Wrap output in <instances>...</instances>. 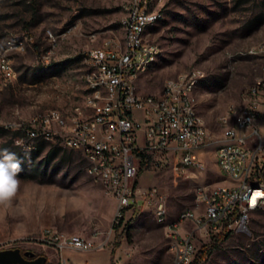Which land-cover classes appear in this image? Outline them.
<instances>
[{
	"label": "rangeland",
	"instance_id": "374dc122",
	"mask_svg": "<svg viewBox=\"0 0 264 264\" xmlns=\"http://www.w3.org/2000/svg\"><path fill=\"white\" fill-rule=\"evenodd\" d=\"M130 1L0 0V47L25 32L34 37L26 52L13 56L17 81L0 91V150L17 145L18 135L7 128L12 121L51 108L84 114L87 51L108 38L123 42L121 20ZM161 10L149 35L161 53L140 80L139 91L159 94L166 79L199 69L203 77L195 78V98L209 132L200 154L203 166L191 167L193 173L176 179L171 165H153L140 175L143 189L159 187L168 219L173 220L197 206L198 187L225 182L216 148L226 126L235 120L231 109L240 114L242 92L264 73V53L259 50L264 44V0H162ZM47 30L67 34L43 61L49 49ZM34 144L33 150L42 147L36 163L43 161L44 179L19 177L16 196L0 207V250H32L52 264H63L61 252L41 240L44 229L89 237L97 228L107 236L117 201L87 174L81 152L44 139ZM56 146L61 150L51 159ZM137 210L131 237L123 229L114 232L110 246L120 251L117 256V249L112 251L109 264H173L164 224L151 207ZM134 211L129 210L126 221ZM195 242L198 253L207 249L200 264H264V211L252 213L249 232H232L225 239L197 235Z\"/></svg>",
	"mask_w": 264,
	"mask_h": 264
},
{
	"label": "built area",
	"instance_id": "2783aa9c",
	"mask_svg": "<svg viewBox=\"0 0 264 264\" xmlns=\"http://www.w3.org/2000/svg\"><path fill=\"white\" fill-rule=\"evenodd\" d=\"M161 3L158 0V7H150L149 0L133 1L121 20L123 42L108 38L101 48L87 53L89 67H94L106 84L104 99L92 102L84 114L52 112L23 125L8 126L26 132V139L15 140L20 147L28 148V141L40 140V136H53L55 144L82 151L85 162L92 163L95 180H103V188L117 201L108 235L99 241L103 233L97 228L90 238L44 229L41 240L59 251L109 247V235L123 227L132 207H151L164 224L173 264H193L197 235L249 232L252 213L264 211V78L242 92L244 116L231 109L235 120L222 132L224 147L216 148V159L224 183L197 189V206L184 209L173 220L168 219L166 198L159 187L140 186L141 170L148 171L153 165L158 169L171 165L176 179L193 173L191 167L203 166L200 154L209 142L208 128L195 126L186 96L189 81L203 77L199 69L190 70L186 80L166 79L159 94L139 91L144 60L160 51L157 43L140 37V28L162 17ZM27 34L0 47V91L17 81L7 67V58L9 49L23 53L20 40ZM48 43L50 47L54 39ZM42 59L49 60L48 50ZM94 84L97 87V82ZM47 117H54L55 125H47ZM56 119H63V126H56ZM227 120L224 118V123ZM240 167H247V174H240ZM234 178H241L240 189H233Z\"/></svg>",
	"mask_w": 264,
	"mask_h": 264
},
{
	"label": "bare ground",
	"instance_id": "6f19581e",
	"mask_svg": "<svg viewBox=\"0 0 264 264\" xmlns=\"http://www.w3.org/2000/svg\"><path fill=\"white\" fill-rule=\"evenodd\" d=\"M133 1L135 0H131L128 6H131ZM149 4H150V7H158V0H149ZM160 18L161 17L155 18L153 19L152 22L147 23L146 25H142V27L140 28V37H144L145 41H151L149 39L150 29L159 22ZM46 34H47L48 41H52V39H54V44H52L48 49V58H49L53 54L54 50L57 48L59 42L65 38L67 32H63L61 34H55L52 31H49ZM33 43H34V37L29 36V34L25 35V37L21 38L20 40V50H22L23 53L26 52ZM101 47H98V48H101ZM98 48H91L87 51V53H92L98 50ZM259 50L260 52L264 53V44L260 47ZM16 53H19L16 49H9V57L7 58V67H10V70L12 72V77L14 78V80H17V71L14 67V58H13L14 54ZM160 53H161V49L159 52L151 53L150 57H147V59L144 60V68H142V76L148 73L150 68L157 61ZM85 62H86V71L84 74L85 85H86L87 93L93 94V95H90V97H86V104L90 110L92 108V102H97V100L104 99V97L106 96V84L104 83V81H100V73L96 71L94 67H89V61H87V57L85 58ZM188 76H189V73H180L177 76H175L174 79L186 80V77ZM262 78H264V73L262 75ZM95 82H97V87H96V84H94ZM196 90H197L196 79H191L188 85H186V96H188V100L190 101L192 105V115L194 117L195 126L207 128L206 122L198 110V105H197L196 98H195ZM243 92H246V88ZM52 112H62V111L60 109H55V108L47 109L43 113L36 114L27 120L12 121L8 123L7 128L13 132L19 133L20 138L17 140L26 139L25 131H17V127H8V126L23 125L26 122L35 121V119L44 117V114H51ZM238 116H244V108H241L240 114ZM47 125H55V118L47 117ZM56 126H63V119H56ZM40 139L55 142V137L53 136H40ZM34 143L35 141H28V148H25V147L23 148L25 150H33L36 147ZM223 147H224V140H220V144L217 148H223ZM79 152L82 153V151H79ZM86 170H87V174L95 182L100 183L103 186V180H95L94 178V171L92 170V163H87ZM240 174H247V167H240ZM201 187H209V186H201ZM201 187H198V189H201ZM240 188H241V178H234L233 189H240ZM47 229H50V228H47Z\"/></svg>",
	"mask_w": 264,
	"mask_h": 264
},
{
	"label": "trees",
	"instance_id": "16d2710c",
	"mask_svg": "<svg viewBox=\"0 0 264 264\" xmlns=\"http://www.w3.org/2000/svg\"><path fill=\"white\" fill-rule=\"evenodd\" d=\"M1 129L4 130L3 127H1ZM18 135L17 139L20 138L19 133L14 132ZM16 139V140H17ZM18 142V141H16ZM40 146V145H39ZM3 149H8L11 152L16 153L17 157L22 161V171L19 173V177L22 178H28V179H44V170L42 167L43 161H40L39 163H36V160L38 159V157L40 156V152L41 149H35L33 151H29V150H25L23 147H20L18 144L15 145L12 148H9L8 146L3 147L1 150ZM61 150L60 147L56 146L53 147L51 149V154H50V158L52 159L53 157H55V155ZM143 173V170H141V173ZM137 214H139L138 210L134 211V214L132 216V218L128 221H126L123 225V230L124 232L127 234L128 237H131V226H132V222L133 220H135ZM229 235V233L226 234H220L218 237L220 239H225L227 238ZM207 252V249H201L197 255V257L195 258L193 264H200V261L204 258L205 253ZM47 264H52L49 261L47 262Z\"/></svg>",
	"mask_w": 264,
	"mask_h": 264
},
{
	"label": "clouds",
	"instance_id": "9594fccd",
	"mask_svg": "<svg viewBox=\"0 0 264 264\" xmlns=\"http://www.w3.org/2000/svg\"><path fill=\"white\" fill-rule=\"evenodd\" d=\"M19 145L20 142L18 141ZM22 161L8 149L0 150V207H6L16 196L21 180Z\"/></svg>",
	"mask_w": 264,
	"mask_h": 264
},
{
	"label": "crops",
	"instance_id": "0c3cea01",
	"mask_svg": "<svg viewBox=\"0 0 264 264\" xmlns=\"http://www.w3.org/2000/svg\"><path fill=\"white\" fill-rule=\"evenodd\" d=\"M55 51V50H54ZM87 89L85 85L84 96H86ZM84 110H89L86 108L85 98H84ZM63 112V111H62ZM72 115V114H71ZM129 212V211H128ZM123 227L120 229L122 230ZM86 237V236H85ZM91 235L88 237L90 238ZM105 236H100L97 241L101 240ZM115 234L112 233L109 235V240L114 242ZM116 246L112 245L102 249H93L90 251H81L73 248L63 249L61 252L62 260L66 262V264H109L112 261V251L116 250ZM116 256L120 250H116Z\"/></svg>",
	"mask_w": 264,
	"mask_h": 264
},
{
	"label": "water",
	"instance_id": "95a60500",
	"mask_svg": "<svg viewBox=\"0 0 264 264\" xmlns=\"http://www.w3.org/2000/svg\"><path fill=\"white\" fill-rule=\"evenodd\" d=\"M48 257L38 255L32 250L22 251L20 248L0 250V264H47Z\"/></svg>",
	"mask_w": 264,
	"mask_h": 264
}]
</instances>
